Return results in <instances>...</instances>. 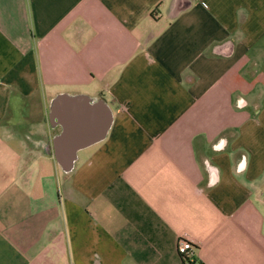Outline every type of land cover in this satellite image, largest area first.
<instances>
[{
	"label": "crops",
	"instance_id": "obj_1",
	"mask_svg": "<svg viewBox=\"0 0 264 264\" xmlns=\"http://www.w3.org/2000/svg\"><path fill=\"white\" fill-rule=\"evenodd\" d=\"M67 100L111 118L69 167ZM179 235L264 264V0H0V264H184Z\"/></svg>",
	"mask_w": 264,
	"mask_h": 264
},
{
	"label": "water",
	"instance_id": "obj_2",
	"mask_svg": "<svg viewBox=\"0 0 264 264\" xmlns=\"http://www.w3.org/2000/svg\"><path fill=\"white\" fill-rule=\"evenodd\" d=\"M81 101V100H79ZM68 103H77L75 109H68L69 114L65 115L61 124L63 132L54 140L56 155L62 165L69 167V159L74 156V153L81 148L93 144L102 139L111 122L107 107L102 103H97L94 106H86L85 100H67ZM64 103V102H63ZM87 107V108H86ZM96 112L97 120L95 123L88 125L87 123L79 122L77 115L84 114L85 111ZM91 112V113H92Z\"/></svg>",
	"mask_w": 264,
	"mask_h": 264
},
{
	"label": "clouds",
	"instance_id": "obj_3",
	"mask_svg": "<svg viewBox=\"0 0 264 264\" xmlns=\"http://www.w3.org/2000/svg\"><path fill=\"white\" fill-rule=\"evenodd\" d=\"M244 103V101L242 99L238 100L237 102V106H241ZM226 145V139L225 138H221V140L219 141L218 145L216 147H222ZM214 171H210L213 170ZM205 170L209 171V181H208V187L209 188H215L220 180H219V176H218V172L219 169L216 168L215 166L211 165L210 162L206 161L205 162ZM247 170V158L246 157H241L240 162L236 165V175L242 174L244 172H246Z\"/></svg>",
	"mask_w": 264,
	"mask_h": 264
},
{
	"label": "built area",
	"instance_id": "obj_4",
	"mask_svg": "<svg viewBox=\"0 0 264 264\" xmlns=\"http://www.w3.org/2000/svg\"><path fill=\"white\" fill-rule=\"evenodd\" d=\"M176 252L184 264H194V250L196 243L186 235H179L176 241ZM196 264V263H195Z\"/></svg>",
	"mask_w": 264,
	"mask_h": 264
}]
</instances>
